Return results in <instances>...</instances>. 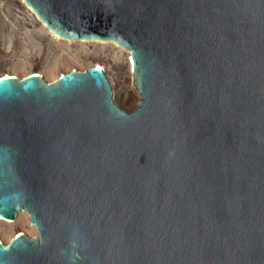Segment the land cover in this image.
I'll use <instances>...</instances> for the list:
<instances>
[{
    "label": "water",
    "instance_id": "95a60500",
    "mask_svg": "<svg viewBox=\"0 0 264 264\" xmlns=\"http://www.w3.org/2000/svg\"><path fill=\"white\" fill-rule=\"evenodd\" d=\"M61 39L131 53L0 77V264H264V0H24Z\"/></svg>",
    "mask_w": 264,
    "mask_h": 264
},
{
    "label": "rangeland",
    "instance_id": "374dc122",
    "mask_svg": "<svg viewBox=\"0 0 264 264\" xmlns=\"http://www.w3.org/2000/svg\"><path fill=\"white\" fill-rule=\"evenodd\" d=\"M131 53L111 42L70 41L48 30L23 0H0V77H25L38 73L54 82L63 73L92 66L104 69L113 89L114 101L127 111L141 99L133 85ZM23 232L37 236L30 216L19 211L13 222L0 219V240L8 244Z\"/></svg>",
    "mask_w": 264,
    "mask_h": 264
},
{
    "label": "bare ground",
    "instance_id": "6f19581e",
    "mask_svg": "<svg viewBox=\"0 0 264 264\" xmlns=\"http://www.w3.org/2000/svg\"><path fill=\"white\" fill-rule=\"evenodd\" d=\"M24 1V0H23ZM30 8V7H29ZM33 12V11H32ZM38 18V17H37ZM39 19V18H38ZM42 24H43V22H42ZM44 25V24H43ZM45 26V25H44ZM119 46V45H118ZM120 47V46H119ZM122 48V47H121ZM124 49V48H123ZM129 52V51H128ZM4 221V220H3Z\"/></svg>",
    "mask_w": 264,
    "mask_h": 264
}]
</instances>
